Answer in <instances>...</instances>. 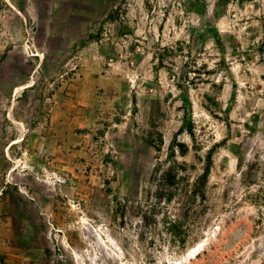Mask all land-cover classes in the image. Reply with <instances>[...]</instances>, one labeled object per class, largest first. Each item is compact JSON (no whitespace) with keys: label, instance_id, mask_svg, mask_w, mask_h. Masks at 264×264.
I'll use <instances>...</instances> for the list:
<instances>
[{"label":"rangeland","instance_id":"rangeland-1","mask_svg":"<svg viewBox=\"0 0 264 264\" xmlns=\"http://www.w3.org/2000/svg\"><path fill=\"white\" fill-rule=\"evenodd\" d=\"M199 242L264 264V0H0V264Z\"/></svg>","mask_w":264,"mask_h":264},{"label":"trees","instance_id":"trees-1","mask_svg":"<svg viewBox=\"0 0 264 264\" xmlns=\"http://www.w3.org/2000/svg\"><path fill=\"white\" fill-rule=\"evenodd\" d=\"M208 166H205L204 167V170H203V173L198 177L200 180L202 179V183H201V186H199V181H197V184L195 183V188L197 189V193H198V191H199V189H200V192H199V194H200V196H201V198H203L204 197V191H203V188H204V185H205V183L207 182V175H208ZM174 172V171H173ZM167 175H168V177L170 178V184H173L174 183V179H175V177H176V175H175V173H173V174H170V173H166ZM195 189V190H196ZM202 189V190H201ZM160 195H162V194H159L158 196H159V199L161 198V196ZM172 195V192H170L169 194H168V196H166V198L165 199H167V198H169V196H171Z\"/></svg>","mask_w":264,"mask_h":264},{"label":"bare ground","instance_id":"bare-ground-1","mask_svg":"<svg viewBox=\"0 0 264 264\" xmlns=\"http://www.w3.org/2000/svg\"><path fill=\"white\" fill-rule=\"evenodd\" d=\"M203 245H204V242H199L195 244L193 247H191L190 249H188L183 256L182 262L178 264H185L188 261H190V259L195 257L196 254L203 248Z\"/></svg>","mask_w":264,"mask_h":264}]
</instances>
